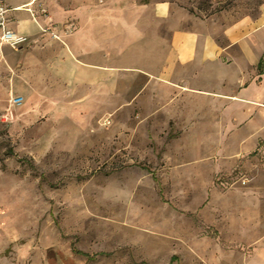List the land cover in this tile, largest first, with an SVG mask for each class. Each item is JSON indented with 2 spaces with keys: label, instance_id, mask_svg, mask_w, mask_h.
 <instances>
[{
  "label": "rangeland",
  "instance_id": "1",
  "mask_svg": "<svg viewBox=\"0 0 264 264\" xmlns=\"http://www.w3.org/2000/svg\"><path fill=\"white\" fill-rule=\"evenodd\" d=\"M153 1L209 33L256 19L264 5ZM186 26L162 23L163 41L129 48L114 65L136 70L81 119L44 112L12 135L15 95L1 97L0 264H264V100L254 98L264 83L238 87L234 68L211 64L231 89L201 68L190 86L240 98L225 100L149 78L170 31ZM256 35L259 49L264 29Z\"/></svg>",
  "mask_w": 264,
  "mask_h": 264
},
{
  "label": "crops",
  "instance_id": "2",
  "mask_svg": "<svg viewBox=\"0 0 264 264\" xmlns=\"http://www.w3.org/2000/svg\"><path fill=\"white\" fill-rule=\"evenodd\" d=\"M0 2L9 10L8 28L27 38L26 44L17 50L0 47V101L8 93L21 98V104L15 106L18 109L10 128L12 135L41 113L54 118L68 113L81 119L82 110H90L98 100L111 97L119 80L131 73L129 70H136L118 67L115 62L125 59V52L140 41L147 38L163 41L160 28L165 22L185 23L189 29L170 31L165 63L149 78L182 94L225 100L240 98L206 91L202 85L190 86L201 77V68L205 71L204 78L211 74L214 84L231 89L230 78L224 73L214 75L211 64L224 72L229 70L223 68H234L238 87L245 81L255 87L264 83V72L259 74L257 70L264 55V42L259 49V44H251L252 39H257V31L264 29V5L256 19H243L223 32L209 33L204 22L178 17L173 6L165 1ZM193 24L201 32L195 31ZM256 97L264 100V92L256 93ZM253 103L263 106L261 102Z\"/></svg>",
  "mask_w": 264,
  "mask_h": 264
},
{
  "label": "built area",
  "instance_id": "3",
  "mask_svg": "<svg viewBox=\"0 0 264 264\" xmlns=\"http://www.w3.org/2000/svg\"><path fill=\"white\" fill-rule=\"evenodd\" d=\"M8 8L0 2V47L6 46L11 50H17L27 42L26 36L20 35L17 32L9 29L7 26ZM11 103L14 106L21 104L20 97H12Z\"/></svg>",
  "mask_w": 264,
  "mask_h": 264
},
{
  "label": "trees",
  "instance_id": "4",
  "mask_svg": "<svg viewBox=\"0 0 264 264\" xmlns=\"http://www.w3.org/2000/svg\"><path fill=\"white\" fill-rule=\"evenodd\" d=\"M261 64H262V63H261V61H260L259 64H258V67H257V70H258V73H259V74H263V72H264V71H263V67H261Z\"/></svg>",
  "mask_w": 264,
  "mask_h": 264
}]
</instances>
